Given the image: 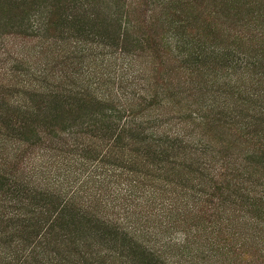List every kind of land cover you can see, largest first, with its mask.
Returning <instances> with one entry per match:
<instances>
[{
	"label": "trees",
	"instance_id": "trees-1",
	"mask_svg": "<svg viewBox=\"0 0 264 264\" xmlns=\"http://www.w3.org/2000/svg\"><path fill=\"white\" fill-rule=\"evenodd\" d=\"M91 1H96L95 6L86 14V8L90 7L88 0H32L30 3L0 0V7L6 11L4 18H0V27H14L18 34H31L32 38L40 40L41 48L35 52L38 55L49 49L43 62H34L32 68L38 70L36 77H29V80L33 82L30 88L36 94H28L25 101L28 105L22 108L33 107L31 100L34 97L42 100L43 105L31 113L26 112L30 116L18 125H27L28 131L21 126L16 132L0 134V264H170L167 248L154 249L140 243L145 236L153 235L154 225L147 223L153 209L151 206H158L169 220L165 222L164 230L158 229L159 233L182 231L187 245L198 243L204 237L206 245L201 246L206 248V253L199 250L202 258L210 256L216 264H264V218L256 216L254 210H243L246 206L255 208V200L264 201V183L254 180L256 176L264 178V127L259 131L252 130L250 133L256 136H250L249 142L243 143L212 134L213 130L238 124L242 134L251 129L253 123L243 122L238 108L251 112L245 118L252 121L254 116L264 118V88L259 87L264 82L261 80L264 72L253 71L261 64V57H251L248 53L240 55L236 51L224 56L217 51L208 52L203 47L189 49L185 43L175 41V46L181 49L178 55L192 66L197 65L203 54L217 60L234 61L230 64L232 70L237 67L238 77L222 80L220 101L211 100L210 104L192 102L187 110L168 111L166 103L155 102L153 91L139 87L132 92L128 86L119 87L116 92L111 89L103 96L101 87H95V82L89 83V76L86 78L78 73L82 68L54 66L55 59L61 60L60 66L71 65L67 56L73 53L60 51L57 44L49 42L51 38L47 35L55 10L65 13L62 27L65 22H80L84 16L102 15L107 32H103L106 36L101 35L100 39L107 41L96 44L105 49L112 48L114 55L109 57L125 62L128 67L135 66L136 54L129 52V48L134 47L132 43L142 42L138 40L136 26L131 20L134 13L131 4L127 5L125 0ZM165 1L151 0L150 20L156 18L158 10L160 17L167 12L168 17L172 16V23L179 22L182 27V20L174 10L168 11ZM83 9L86 12L81 14L79 11ZM252 27L254 31L256 26ZM3 34L0 32V37ZM80 41L77 42L80 45L94 43L85 39ZM50 67L57 69L56 76H49L45 68ZM12 71L15 70H10L9 74ZM133 79L128 84L133 85ZM123 80L126 78L121 76L120 81ZM6 82L0 84L13 86L12 80ZM97 95L100 96L97 100H102L103 104L93 100L98 98ZM97 104L103 107L97 108ZM31 117L34 120L29 122ZM96 136L100 143H104V150L98 153L95 149L98 146L94 145L98 143ZM90 138L96 141L90 144ZM81 140L86 141L85 150H90L85 152ZM36 145L41 146V153L48 148L56 151L55 156L45 161V155L40 154L38 159H42V163H31L34 161L31 153ZM136 146L141 150L135 148L133 152ZM77 151L81 153L80 160H70ZM149 154L159 163L166 162V157H177V162L180 160L187 165L175 162L169 172L162 165L154 166L161 172L157 176L163 187L150 184L149 190H139L143 184L134 176L137 171L129 167L136 161H146ZM228 155L238 157L235 160L239 161V168L231 166L228 161L232 159ZM93 162L104 167H113L114 162L126 164L128 168L119 169L127 170L128 174L109 168L94 174L100 167L92 166ZM100 176L99 183H123L126 188H119L118 192L114 190L111 200L103 201V192L90 194L87 187ZM244 183L254 189H242ZM104 188L111 192V187ZM241 189L242 194L250 196L251 203L243 204ZM226 202H230L231 210L237 208L236 211H240L238 216L225 213V209H229H222ZM212 218L214 223H211ZM185 225L195 230L199 226L202 231L189 238L188 230L182 227ZM233 227L246 232L233 238L230 232ZM239 239V248L234 246L230 251L225 243ZM246 248L253 249L250 254H256L260 261L237 262L240 261L239 250L242 261L249 255L245 254ZM214 255L215 259L222 258L220 262L214 259Z\"/></svg>",
	"mask_w": 264,
	"mask_h": 264
},
{
	"label": "rangeland",
	"instance_id": "rangeland-1",
	"mask_svg": "<svg viewBox=\"0 0 264 264\" xmlns=\"http://www.w3.org/2000/svg\"><path fill=\"white\" fill-rule=\"evenodd\" d=\"M25 2L30 3L32 2V0H25ZM95 2L96 1L88 0V4L90 5L89 8H91L93 5L95 6ZM125 2L127 5L131 4V8L134 11L131 20L136 26L135 30H137L138 32L136 36L138 40L142 42V44L138 42L132 43V46L134 47L129 48V52H133L134 54H136L135 66L137 68L135 66H133L132 68L128 67L125 62L123 63L115 57H109L114 55V53H112L113 49H105L104 47H99V45L96 44V42L105 43V41H107H102V39H100L101 35L106 36V33H102L107 32V29L102 23V21L104 20V16L100 15L98 17V15L96 14L91 15L90 17L84 16L82 19H79L80 22H69L70 24L65 22L64 27H62L61 23L64 19L65 13L56 10L54 11L52 24L48 26L47 30V35L49 38H51L49 42L52 44H57L60 51H67L73 54H69L70 56H67L69 58V62H71V65H69L70 63L68 62L69 64H63V66H60L59 62L61 60L55 59L54 66H56V68H82L78 73H81L82 76L86 78L87 76H89V83L95 82V87H101L102 92L104 93L103 96H106V92L111 89L116 92L119 87L123 88L124 86L130 87V92L137 90L136 87L144 90H149L150 92L153 91L155 102L161 104L166 103V108L168 111H178L180 109L187 110L192 102H202L210 104L211 100L220 101L222 98L221 93L223 90L219 87L222 80L224 78L238 77L239 74V72H237V67L236 69L234 68V70H232V65L230 63L234 61H225L223 58H220L221 60H217L213 56L210 57V55L207 56L206 54H203L198 58L196 66H192L186 59L183 60L182 57L178 55L181 49L178 48L180 46H175V41H181L182 43H185L189 49H193L194 47L197 50H200V48L203 47L208 52L217 51L219 54H223L224 56H226L229 52L231 53L232 51L240 52V55L241 53H248V55H250L251 57H253V55L260 56L262 59L261 64L256 69L254 68L253 71L257 70L259 74L264 72V42H262L264 41V0L165 1V5L168 11L174 10L175 14L179 17V20H182V27L179 22L173 21L172 23V16L168 17L169 13L167 12L165 13L164 17H160L158 14V10H156V18L152 19L151 21L149 17L150 12L153 9V3L151 2V0H125ZM167 2L170 3L168 4ZM169 7L171 9H169ZM89 8H86L87 12L85 11V9H83L82 11L80 10L79 12L81 14H84V12L88 14V12H91L94 7L91 9ZM5 13V9L3 7H0V18H4ZM1 23L2 22L0 21V24ZM254 25L256 26V29L253 31L252 28L254 27L252 26ZM0 32L4 33L0 37V83H7L6 80L8 79L13 81V86L10 87L5 86V84H0V134L8 135L9 133L16 132L21 126L25 128L24 130L26 132L28 131L26 129L27 125L23 124L21 126H18L22 120H25L30 116L26 114V112L31 113L32 110H35L37 106L43 105L42 100L34 97L33 101L31 100V105L33 107H29L26 109L22 108L23 105H28L25 102L28 94H36L30 88L33 86V82L29 80V77H36L35 72L36 70H38V68H32L34 66V62H43L44 58L47 56V51L49 49L44 50L42 55L36 54L35 52L39 51V48H41L39 47L40 40H38L37 38H32L31 34L29 36H25L20 33L18 34V29L14 27H0ZM176 32L179 36H172ZM76 38L77 40H75ZM102 38L104 37L102 36ZM236 38H238L239 41H235ZM83 39L91 40L94 43L86 45H80V43H77L78 41ZM44 45L46 46V44H43L42 46ZM80 50H82L81 53L79 52ZM33 54H36V57L32 58V56H34ZM28 55H30L31 59L28 58ZM223 66L225 67L223 68ZM124 68L125 71L123 70ZM192 68H195V70L197 71H194V69ZM45 69L50 77L52 74H55V76L58 74V72L56 71L57 69L51 67ZM10 70L15 71H12V73L9 74ZM134 70H137V72H134ZM248 70L252 71L250 68H248ZM191 71H194L195 73L192 74ZM86 73H88L89 75H86ZM121 76H123V78H126V80L120 81ZM257 76L259 75L257 74ZM131 78H134L132 83L133 85L128 84ZM138 79L139 81L135 82V80ZM23 80L25 81L23 82ZM261 80H264V77H262ZM259 87L264 88L263 81ZM141 94L143 95L142 90ZM97 96L98 98L96 97L95 99L94 97L93 100L99 99L100 96ZM91 97L92 95H90V98ZM97 101L98 104H103L102 100ZM114 103L116 102L114 101ZM98 104L96 107H99L101 109L103 105L100 106ZM237 112L240 113L242 117L241 120L243 122L253 123V127L251 129L246 130L242 134L241 131L243 130H239L241 127L240 124H238L234 125L235 127H224L213 130L212 134L216 137H226L225 139H229L231 141L237 139V141L243 143V141H248L250 136H256L255 133H250L252 132V130L259 131L260 128L264 127V118H258L254 116L255 120L252 121L248 118H245V116L251 115V112L241 110V108H238ZM31 118L32 120H30L29 122H32L34 120L33 117ZM29 126L31 125L29 124ZM238 132L242 135L238 134ZM258 134H260V132H258L257 135ZM97 139L98 143L94 145H97L98 147L94 148L98 153V151H100L101 149L102 151L104 150V143H100L98 137ZM88 140L90 144H92L91 142L94 143L96 141V139L92 138ZM80 142H82V148H84L85 150L87 147L85 144L86 141L84 142L83 140H81ZM7 144L10 145V143ZM139 146L134 147L132 151L135 152V148L137 151L141 150ZM39 148H41V146L39 147L38 145H36L32 150L31 157L34 161H31V163L33 164L38 165L42 163L43 160L38 159L39 156H41L40 154L45 155V161L48 158H52L56 154V151H51V149L49 148V150H42L41 153L39 151ZM88 150H90V148L85 150V152ZM5 151L7 154V149ZM197 153L198 152H196V154ZM80 154V151L73 152V159L70 158V160H80V157H78ZM10 155L11 153L9 154V156ZM222 155L225 154L222 153ZM195 156H192V159H194ZM228 156L232 159V161H228L232 164L231 166H233L234 168H239L237 167L239 166V161L235 160L238 159V157L230 155ZM90 157L94 158V155H91L90 153ZM175 158L177 157H166V162L159 163L155 160H152L153 156L149 154V157L148 159H146V161H136V164L129 168L131 170L137 171V174H135L134 176L143 184V186H141L140 188L138 187V189L149 190L150 184L155 186L156 188L163 187L161 178H158L157 176L160 175L161 172L155 169L156 167L162 165V167L165 168L167 172H169V169L175 162L178 165H187V163H181L180 160L179 162H177ZM186 161L188 162V160ZM88 163L90 166V161H88ZM73 165L75 166L76 164ZM91 165L100 167L95 170L94 174L100 173L102 170H105V168H109L112 170L117 169V171L120 170L122 174H128L127 170H124L122 168L119 169V167H127L125 166L126 164H119V162H114L113 167H104V165H100L96 162H93ZM154 166L156 167L154 168ZM193 167L195 168V166ZM144 174L146 175L144 176ZM94 179V181L97 182L93 181L87 184L89 192L90 194H101L103 192V201L111 200V197L115 192L114 190H117L118 192L119 188L120 190L126 188L125 184L123 183L118 185L112 184L111 181L108 184L107 182L99 183L101 181V176ZM254 180H259L264 183V178L262 175L260 177L256 176ZM104 186L111 187V192H109L108 189L104 188ZM241 187L242 189L246 190L254 189L252 188L253 186L249 185L248 183H244ZM242 189L240 190V193L242 195L241 200L245 202L243 204L251 203V201L249 200L250 196L247 193L242 194ZM244 196L246 197V199ZM227 200L232 201L233 199L227 198ZM232 202L235 203L234 201ZM157 203H159V200L157 201ZM229 203L230 202H226L225 204H223L222 209L229 208L225 209V213L232 216H238V213L240 211H236L237 208L231 210V205H229ZM254 204L256 205L254 206L255 208L246 206L243 210L246 212L254 210L256 216L264 218V201L261 200L257 202L255 200ZM151 208L153 209L149 213L147 223L149 225H154V230H152L153 235L151 234L145 236L144 240L140 239V243L143 246L154 249L162 247V249L165 250L167 248V252L170 254L167 257V260L170 262V264H216L210 258V256L202 258V256L200 255L201 251L199 250H203V252L205 251L203 254L206 253V248L204 246H201L203 244L206 245L204 237H201V239L198 240V243L190 242L187 245L183 241L182 231L159 233V230H164V224L169 220L166 217V214L164 215L160 212L158 206H151ZM140 209L141 208L139 207V210ZM139 210H136L135 212L139 213ZM244 216H246V214ZM214 222L215 221L212 218L211 223ZM203 223L205 224V221ZM182 227H185L184 230H188L187 232H189L190 234L189 238L194 236L196 232L202 231V228H199V226L198 230H195L192 226L189 225H185ZM232 229L234 230H231L230 232L233 234V238H235V236H241L243 235L242 233L246 232V230H238L237 227H233ZM240 243L241 239L235 241L232 240L229 243L225 244L230 251H233L232 248L234 246L239 248ZM263 245L264 240L262 243V247ZM252 250L253 249L247 248L244 250L245 254H249L247 258H245V261L241 260L242 255L241 250H239L240 261L237 262L257 263L258 261H260L259 257L256 254H250ZM198 256H201L200 259L198 258ZM221 259L222 258L217 257L215 260L220 262Z\"/></svg>",
	"mask_w": 264,
	"mask_h": 264
}]
</instances>
